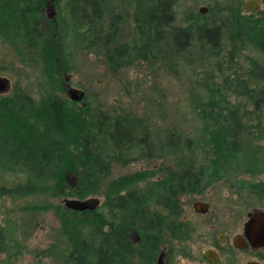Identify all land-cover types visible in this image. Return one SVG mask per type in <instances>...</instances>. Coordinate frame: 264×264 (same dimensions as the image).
<instances>
[{"label":"trees","instance_id":"16d2710c","mask_svg":"<svg viewBox=\"0 0 264 264\" xmlns=\"http://www.w3.org/2000/svg\"><path fill=\"white\" fill-rule=\"evenodd\" d=\"M46 1L0 0V32L24 46L26 55L19 61L31 63L38 73L37 100L32 81L24 86L16 83L11 94L0 95V130L8 109L20 122L14 128L9 120L12 138L0 141V173L24 175L12 187L0 175L4 178L0 197L42 196L21 206L17 221L0 224V255L8 260L20 254L23 242L36 229L38 214L52 210L60 220L62 245L51 244L37 256H52L59 264H153L155 246L165 242L161 234L168 218L143 205L146 190L137 182L110 183L115 189L111 199L123 213L110 216L114 230L109 232L103 205L79 212L54 203L57 198L65 203L96 195L108 173L98 137L109 118L87 102L79 106L56 93L65 92L63 75L73 67L66 35H71L73 44L83 43L84 49L102 51L109 65L144 61L175 70L183 63L199 70L189 96L202 123L200 139L175 129L167 132L158 151L147 133L140 139L134 134L141 129L136 119L130 123L116 117L108 131L116 149L138 147L142 157H173L176 169L151 183V189L157 205L167 206L173 216L170 228L175 239L182 240V194L201 186L205 178L264 174V9L246 12V0H211L208 12L199 9L180 19L179 0H132L131 14H116L107 0H67L70 23L58 20L55 25L48 20L42 28L40 13ZM128 18L136 25L138 37L115 45L119 26ZM62 30L68 32L64 37ZM245 51H249L247 67H238L219 82L215 70L222 74L225 63L229 68L238 65ZM69 178L75 179L74 185ZM247 185L264 201V182ZM125 186L127 199L117 194ZM130 231L139 234V244L118 237V232L127 236Z\"/></svg>","mask_w":264,"mask_h":264},{"label":"rangeland","instance_id":"374dc122","mask_svg":"<svg viewBox=\"0 0 264 264\" xmlns=\"http://www.w3.org/2000/svg\"><path fill=\"white\" fill-rule=\"evenodd\" d=\"M53 1L47 0L42 7L45 9L44 13H40L42 28L45 25L48 26V20H52L55 25L59 22L58 20L63 23H70V17L65 10L67 0H59L56 4ZM107 1L109 6L113 5L115 7L116 14L125 12L131 14L134 9L132 0ZM210 2L211 0H179L180 19H182V16H186V13L197 12L201 8H206V12H208ZM260 8L263 9L262 4ZM181 22L182 20L178 21L177 25ZM66 34L62 30V37ZM138 34L136 25L128 18L119 26L115 45L136 40ZM66 36L65 40L70 44L66 51L70 53L73 67L63 75V78L65 77V92L57 91L56 93L62 97L73 99L79 106L87 102L91 108L109 118L110 122L98 137L99 151L103 153L104 158H107L111 168L109 180L126 178L129 182H137L142 189L146 190V201L143 202V205L147 206L149 210L157 208L163 211L154 203L151 183L166 175L168 171L176 169L173 157L169 158L162 155L161 158L156 160L147 159L140 155L138 147H134L135 149L131 151H123L120 154L113 149L108 131L111 129V121L116 117L127 118L130 123L133 122V119H136L141 129L134 134L140 139L147 133V140L151 141L158 151H160L161 144L168 131L176 129L185 136L200 139L202 123L197 117L189 96L192 84L197 79L196 72H199V70L196 71L192 66L183 63L178 64L175 70L161 64H149L144 61H135L118 67L109 65L102 51L84 49L83 43L73 44L71 35ZM23 47L22 45L19 46L18 43H14V38L10 34L0 32V77L6 78L9 82L8 87L0 91V95L11 94L16 83L24 86L26 81L33 82L31 92L36 95L35 76H38V73L36 74L31 63H21L19 61L21 57L26 55L25 52V55L22 52L24 51ZM246 54H249V51H245L244 54L238 57V65L232 64L229 68L225 63L222 74L215 70L219 74L218 81L223 83V77L227 74L232 75L238 67H247ZM40 78H42V75ZM74 89L83 93L82 99L75 100L73 98L76 95L72 91ZM35 98L37 100L38 96L36 95ZM232 100L235 103L238 102L235 96ZM12 113L13 111L9 109L7 115L4 113V120L7 122L3 123L1 127L0 141L3 138H12L13 134L8 129L9 120L15 126L14 128H18L16 127L20 123L16 117L18 115ZM24 136L27 137L28 135ZM154 165H157V170H153ZM3 174L0 173L5 178L4 183L7 187H12L24 180V175L21 173L6 172ZM232 175L236 176L233 177ZM232 175L227 174L220 177L209 186L210 194L206 199H209L212 203L210 208L212 214L202 216L203 218L194 216V220L198 223V230L202 232V235H199V233L193 235L194 233L191 232L192 241L190 246L192 249H199L200 251L201 248L212 244V240L218 235V232L209 231L210 225L214 223V216L223 223L219 231L226 232L231 240L235 233L241 231L243 223L247 220L248 212L264 210V201L251 192L249 185H247V182H264V174L254 178L243 174ZM1 176L0 183L4 179ZM69 180L71 181L72 178H69ZM108 183L109 181H103L99 192L87 198L89 200L96 199L97 208L101 205L104 206L105 192L110 188ZM41 198L42 196L20 198L17 195L0 197V224L4 225L7 219L17 221L20 218L19 208L21 206ZM54 203L65 205L63 198L54 199ZM181 204H185L186 207V195L181 197ZM38 219L35 231L29 239L23 242L24 247L21 253L8 260H5L3 254L0 255V264H59L57 259H53L52 256L41 257L36 254L51 244H56L57 247L62 245L63 238L59 236L60 220L57 219L52 210L41 211L38 214ZM181 220L184 224L182 229L186 231V208L182 209ZM225 225H230V227L227 226V229ZM200 236L202 237L199 239ZM204 239H208L205 244L202 243ZM172 246L174 249L170 264H186V238L184 240L174 239ZM258 255L260 259H264V254L258 253L256 257ZM237 257L240 258L239 255Z\"/></svg>","mask_w":264,"mask_h":264},{"label":"flooded vegetation","instance_id":"af4514ba","mask_svg":"<svg viewBox=\"0 0 264 264\" xmlns=\"http://www.w3.org/2000/svg\"><path fill=\"white\" fill-rule=\"evenodd\" d=\"M44 10L45 9L42 8L43 13L45 12ZM258 10H261V8H259ZM113 149L119 152L120 154L123 151H130L126 149L119 150L114 147ZM118 158L120 159V157ZM146 158L151 159V160L158 159V157H155V156L154 157L152 156L151 158L149 157H146ZM104 159L108 162L106 157ZM107 166H108V173L104 181H109L108 185H110V183H117V182L122 184V181L118 178L109 180L111 176V168L109 166V162L107 163ZM201 166L203 165H200V167ZM153 170H157V165H154ZM161 178H158L156 180H160ZM215 180L217 179H206V178L202 179V181H200L201 186L196 187L192 191H186L185 194L181 195V197L186 195V207H185V204L184 205L181 204L182 208H186V231H184L183 229L181 230L182 235H183L182 240L186 238V254H185L186 264H215L213 262L214 260H218L217 264H225V263L226 264H248L253 261H258L264 264V259H260L259 255L258 257H256V254L258 253L264 254V246L254 247L252 243L250 242L249 238L247 237V235L245 234V226H246V223L249 221V218H250L249 214L251 212L247 213V220H245V222L243 223L241 231L240 232L238 231L237 233H235L231 240L226 235V232L222 230L219 231L222 228L221 226L223 223L221 220H219L217 217L214 216L213 217L214 223L210 225L209 231L218 232V235L214 237V239L212 240V244L209 245L208 247L201 248L200 251L199 249L198 250L195 249L196 250L195 251L190 246L191 241H192V233H194L193 235L198 234V233L199 235H202V232L198 230L199 229L198 223L194 220V216L197 218H200L202 216H207V215L212 214L210 210V208L212 207V203L209 199H206V198H208V195L210 194L209 186L212 183H214ZM68 182L74 185L75 179L72 178L71 181L68 179ZM114 190L115 189H112V188L107 189V192H106L107 195L104 199V206H105L104 211L106 213L105 218L108 220L107 227H106L107 232H109L110 229L114 230V228L110 226L111 224L110 216L111 215L115 216V214L117 215L119 213H123V210L121 208L116 207V204L111 199L112 198L111 194L112 192H114ZM117 194L120 197H124L125 199H127L128 196H126L127 194L126 186L124 188L118 189ZM154 203L157 207L162 208L163 211H160L157 208H154L153 210L150 209L151 213H155V214L161 213L163 216H167L168 219L164 223L165 225H163L162 234H161L165 242L158 244L157 247L155 246L156 250H154L155 252H153L154 253L153 264H170L171 259L173 257V249H174L172 246V242L175 239L174 237L175 232L173 229L170 228L172 221H173V216L169 212V209L167 206L157 205L155 201ZM74 210H77V209H74ZM78 211L81 212V210H78ZM227 226L230 227V225H227ZM227 226L225 225V228L228 229ZM154 229L157 230L156 227ZM179 232L180 230L177 231V233ZM239 235L247 242V246L244 248L237 247L235 244V240L237 236ZM118 237L121 240L129 241L131 243L136 242L137 244H139L140 242V236L136 231H130V233L127 236L123 235L122 232H118ZM201 237L202 236H200L199 239ZM205 241H208V239H204L202 243L205 244ZM208 252L212 254L211 258L208 256L207 254ZM241 254H244V255L246 254L247 256L245 255L244 257V255H241ZM238 255L240 256V258L237 257ZM180 264H184V263H180Z\"/></svg>","mask_w":264,"mask_h":264},{"label":"water","instance_id":"95a60500","mask_svg":"<svg viewBox=\"0 0 264 264\" xmlns=\"http://www.w3.org/2000/svg\"><path fill=\"white\" fill-rule=\"evenodd\" d=\"M261 4L264 8V0H246L244 3V10L246 12H254L257 11ZM202 12H206V8H201ZM8 80L6 78L0 77V91L5 90L8 87ZM76 95L73 96L75 100L81 99L83 93L78 90H72ZM96 199H84V200H66V205L73 209H94L96 207ZM249 221L245 226V234L249 238L250 242L254 247L264 246V210H254L249 214ZM235 244L237 247L244 248L247 246V242L239 235L235 240ZM211 258V253H207ZM217 259V258H215ZM215 264L218 263V260L213 261ZM248 264H263L258 261H253Z\"/></svg>","mask_w":264,"mask_h":264}]
</instances>
